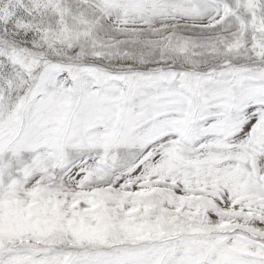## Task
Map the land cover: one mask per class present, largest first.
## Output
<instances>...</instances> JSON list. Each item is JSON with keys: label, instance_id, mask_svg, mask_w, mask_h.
I'll return each instance as SVG.
<instances>
[{"label": "snow or ice", "instance_id": "snow-or-ice-1", "mask_svg": "<svg viewBox=\"0 0 264 264\" xmlns=\"http://www.w3.org/2000/svg\"><path fill=\"white\" fill-rule=\"evenodd\" d=\"M0 264H264V0H0Z\"/></svg>", "mask_w": 264, "mask_h": 264}]
</instances>
